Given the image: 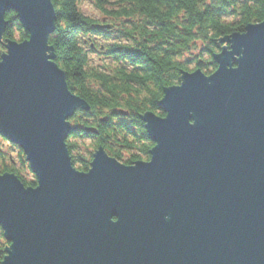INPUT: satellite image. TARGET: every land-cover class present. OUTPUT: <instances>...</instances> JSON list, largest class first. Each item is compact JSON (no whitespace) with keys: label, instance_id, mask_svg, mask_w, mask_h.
I'll return each mask as SVG.
<instances>
[{"label":"water","instance_id":"obj_1","mask_svg":"<svg viewBox=\"0 0 264 264\" xmlns=\"http://www.w3.org/2000/svg\"><path fill=\"white\" fill-rule=\"evenodd\" d=\"M49 4L0 0L27 35L0 44V137L36 184L0 175L1 237L13 246L0 264H264V18L218 41L210 75L182 72L180 88L163 89V117H138L148 161L124 165L98 147L79 172L68 119L88 106L45 42ZM6 27L4 17L0 41Z\"/></svg>","mask_w":264,"mask_h":264},{"label":"trees","instance_id":"obj_2","mask_svg":"<svg viewBox=\"0 0 264 264\" xmlns=\"http://www.w3.org/2000/svg\"><path fill=\"white\" fill-rule=\"evenodd\" d=\"M88 1L101 6V12H96L97 17L90 16L84 20L75 9V4H81L82 0H51L54 10L66 21L67 27L62 28L57 23L55 34L48 40V45L53 48V61L65 74L68 90L88 106L87 111L78 110L68 119L75 130L66 140V146L71 164L79 172L88 171L91 155L98 147L124 165L148 161V152L153 144L147 139L138 117L146 112L163 117L157 103L162 98L163 89L176 86L182 72H191L183 71V68L190 67L192 63L201 68L203 61L200 57L209 52L212 56L217 54L221 48L220 39L234 33L241 34L247 25L260 23L264 18V0H212V6L206 8L205 13L193 9L197 3L207 0ZM181 8L187 12V19L175 15ZM5 20L7 27L3 42L14 40L9 32L17 21L13 13L6 14ZM175 20L183 26L178 27ZM124 27H131L133 32H122ZM148 27L153 29V33L146 31ZM194 27L195 32L192 31ZM206 27L217 36L207 46L199 47L195 38ZM77 33L87 34L90 39L120 33L136 43V47L101 45L97 58L88 61L75 47ZM137 35L142 37L139 41L136 40ZM25 39L27 35L20 30V41ZM174 45H183L192 61L185 58L179 67L169 64L171 57L180 54L179 51H171ZM90 48L95 51L91 45ZM213 48L215 52H211ZM3 51L0 45V54ZM161 52L163 56H160ZM110 56L121 58L118 66H111ZM106 60L109 63L106 64ZM211 68L213 70L208 74L201 72L206 76L211 74L216 69L213 60ZM145 93L149 94L147 99L144 98ZM77 141H88L84 153L78 151ZM26 172L31 179L26 178ZM4 173L14 174L25 187L36 185L22 152L0 137V175Z\"/></svg>","mask_w":264,"mask_h":264},{"label":"clouds","instance_id":"obj_3","mask_svg":"<svg viewBox=\"0 0 264 264\" xmlns=\"http://www.w3.org/2000/svg\"><path fill=\"white\" fill-rule=\"evenodd\" d=\"M210 6H212V0H207V2H204V3H197L194 6L193 10L195 12H198V13H205L206 8H208ZM49 7L51 9V14L53 17L52 31L47 33L46 38H45V42H47L49 39H51V37L55 34V27L54 26L57 23H59L62 28L67 27L66 21L57 14V11L53 10V6L49 4ZM104 7H106V6H104ZM75 9L77 10V14L80 15L81 19H84V20H87L90 17L91 12H101V6H97L95 4V2L85 4V5H81V4L77 3V4H75ZM88 10H91V12ZM13 11L14 10H7V11H4L3 13H0V23H3V20H4L6 13L11 14ZM175 15L180 17L181 19H187L188 18V14L185 11V9H183V8H181L179 11H177L175 13ZM221 19H223V17ZM174 23H176L178 27L183 26L180 24L179 20H175ZM196 27H200V25H197ZM196 27H194L192 29V31L195 32ZM23 28L24 27L22 26L21 21H16L15 25L11 26V28H10L9 35H11L13 38H15L17 40V43L21 42L20 41V30H22ZM121 31L130 33V32H133V29L131 27H124L123 29H121ZM146 31L148 33H153V29L151 27H148L146 29ZM133 34H135V33H133ZM114 36L118 37V38H114ZM216 36H217V33H215L212 29L206 27L202 33L197 34V36L195 38V42H198L199 47H205V46H207L208 42L212 39H215ZM141 38L142 37L139 35L136 36L137 41H139ZM85 42H87V43H85ZM192 42L193 41H188V43H192ZM169 43L171 44L172 41H169ZM0 44H3V46L8 49L9 44H4L3 41H0ZM90 45L95 49V51L91 50ZM101 45H116V46H122V47H126V48H135L136 47V43H134L129 37L120 35V33L105 34L103 36H94V37H91V39H90L89 35H87V34H83V33H77L76 34L75 47L82 51V54L87 58L88 61H91V60H94L97 58L96 53L99 52ZM171 51H173V52L179 51V53H180L179 55L173 56L168 60L169 64L177 66V67L182 65L185 58L188 57V55H189V52L184 49L183 45H174L171 48ZM215 51H216V49H214V48L211 49V52H215ZM45 52H47V51H45ZM8 56H9V51L7 52V54H0V63H4V59L7 58ZM160 56H163V52L160 53ZM239 58H240L239 56H234V59H236V60H238ZM46 59H47V57H46ZM120 59L121 58H117L115 56H110L109 60L111 61V66L112 67L118 66ZM123 59H127V58H123ZM213 59H215V57H213L210 52L205 53L200 57V60L203 61V66L201 68H198L196 64H192L191 67H186V68H183L182 70L183 71L196 72L197 74H200L201 71H203L204 74H208L210 71L213 70L211 68V62ZM105 63L107 64V63H109V61L106 60ZM131 66L132 65L129 64V68H131ZM176 87L180 88L181 83L176 82ZM148 95H149L148 93H145L144 98L147 99ZM73 111H72V114L70 116L73 115ZM0 232H3L5 235L7 234V230L3 226H0ZM12 244H14V241H12ZM5 247H7V250H8L7 251L8 256L6 258V260H7L10 258V253H11L13 246L9 247V246L5 245ZM4 262H3V264H4Z\"/></svg>","mask_w":264,"mask_h":264},{"label":"rangeland","instance_id":"obj_4","mask_svg":"<svg viewBox=\"0 0 264 264\" xmlns=\"http://www.w3.org/2000/svg\"><path fill=\"white\" fill-rule=\"evenodd\" d=\"M90 2L88 1V0H82V3H81V5H85V4H89ZM88 11H90L91 12V10H88ZM90 16H93V17H97L98 15H97V13L96 12H91V15ZM12 41H15V42H17V40L14 38V40H12ZM221 45V47L223 46V44H220ZM221 49V48H220ZM220 52V51H219ZM186 59H188V60H190V61H192V57H186ZM192 64H194V63H192ZM192 64H190V67L192 66ZM190 73V72H189ZM208 76V75H207ZM77 144H78V151L80 152V153H84V151H85V148H87L88 146V141H85L84 143H81L80 141H77ZM88 151H92V150H88ZM93 152V151H92ZM26 178L27 179H31L30 178V174H29V172H26ZM2 243V241H0V244ZM4 244H1V246H3Z\"/></svg>","mask_w":264,"mask_h":264},{"label":"flooded vegetation","instance_id":"obj_5","mask_svg":"<svg viewBox=\"0 0 264 264\" xmlns=\"http://www.w3.org/2000/svg\"><path fill=\"white\" fill-rule=\"evenodd\" d=\"M224 47V45L222 46ZM221 47V48H222ZM192 72V71H191ZM214 72V71H213ZM210 75V74H209ZM112 158V157H111ZM2 240V239H1ZM1 244H4L3 246H1ZM0 244V262L2 261L3 257L5 256V245H7L3 240L2 243ZM8 246V245H7Z\"/></svg>","mask_w":264,"mask_h":264}]
</instances>
